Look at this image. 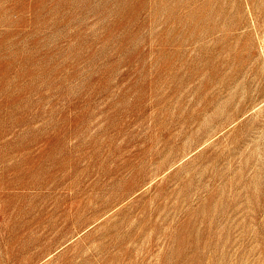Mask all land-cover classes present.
<instances>
[{"label":"rangeland","instance_id":"obj_1","mask_svg":"<svg viewBox=\"0 0 264 264\" xmlns=\"http://www.w3.org/2000/svg\"><path fill=\"white\" fill-rule=\"evenodd\" d=\"M0 264H264V0H0Z\"/></svg>","mask_w":264,"mask_h":264}]
</instances>
